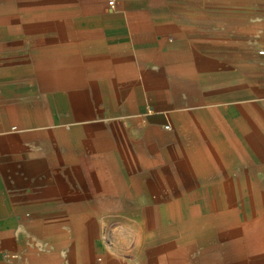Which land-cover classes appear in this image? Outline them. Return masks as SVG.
Here are the masks:
<instances>
[{"label":"crops","instance_id":"1","mask_svg":"<svg viewBox=\"0 0 264 264\" xmlns=\"http://www.w3.org/2000/svg\"><path fill=\"white\" fill-rule=\"evenodd\" d=\"M224 1L0 0V264H264V31Z\"/></svg>","mask_w":264,"mask_h":264},{"label":"rangeland","instance_id":"2","mask_svg":"<svg viewBox=\"0 0 264 264\" xmlns=\"http://www.w3.org/2000/svg\"><path fill=\"white\" fill-rule=\"evenodd\" d=\"M212 2H214L215 0H211ZM234 0H227L224 1V3H222L221 5H219V3H214L212 5V18L214 19L215 16L217 17H221L219 15H222V18H224L225 16L223 15H227V19H228V23H227V29L228 31H236L237 29H240L241 27V31H252V30H257V31H264V19H259L256 22H259V28H255L252 27L250 22L251 19L253 17H256L255 13H251L249 11V8L247 6V4L244 5H236V3H234ZM244 3H247L246 0H244ZM235 10H240V11H245L243 14H240V16H236L235 14ZM224 11V12H221ZM249 11V12H248ZM260 17V16H258ZM27 20L31 21V15L26 16ZM258 19V18H257ZM219 22L214 21L212 22V26H216L215 24H218ZM253 25V24H252ZM248 26L250 28H248ZM252 34L249 35H244L243 39H244V43L245 45H248L249 47L245 49V51L243 52V60L245 63H249V64H254L255 65V69L259 72V76H260V81L259 84L264 85V55H260L261 51H264V37L259 36L257 38L252 37ZM256 37V36H255ZM228 60L233 61V59L235 58H240V55H235L233 53H231L229 51L228 55ZM261 94H264V92H261ZM264 98V97H261ZM247 200H250L249 197H245V202H247Z\"/></svg>","mask_w":264,"mask_h":264},{"label":"built area","instance_id":"3","mask_svg":"<svg viewBox=\"0 0 264 264\" xmlns=\"http://www.w3.org/2000/svg\"><path fill=\"white\" fill-rule=\"evenodd\" d=\"M112 3H113V2L110 1V2H109V5H112ZM260 55H264V51H261V52H260ZM166 128H167V127H166Z\"/></svg>","mask_w":264,"mask_h":264}]
</instances>
